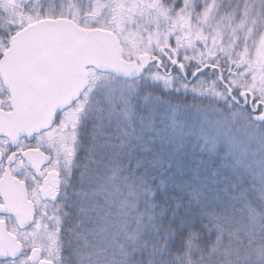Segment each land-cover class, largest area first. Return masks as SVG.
<instances>
[{"label": "snow or ice", "instance_id": "6c2138e0", "mask_svg": "<svg viewBox=\"0 0 264 264\" xmlns=\"http://www.w3.org/2000/svg\"><path fill=\"white\" fill-rule=\"evenodd\" d=\"M0 264H264V0H0Z\"/></svg>", "mask_w": 264, "mask_h": 264}]
</instances>
